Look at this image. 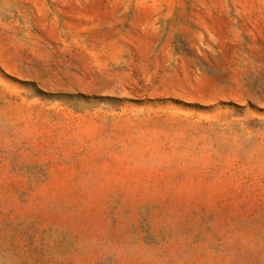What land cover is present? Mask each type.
Listing matches in <instances>:
<instances>
[{
    "label": "rangeland",
    "instance_id": "rangeland-1",
    "mask_svg": "<svg viewBox=\"0 0 264 264\" xmlns=\"http://www.w3.org/2000/svg\"><path fill=\"white\" fill-rule=\"evenodd\" d=\"M0 264H264V0H0Z\"/></svg>",
    "mask_w": 264,
    "mask_h": 264
}]
</instances>
